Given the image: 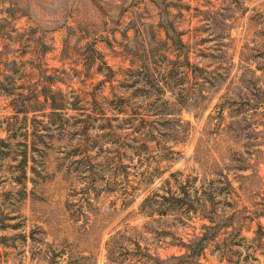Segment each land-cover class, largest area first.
I'll list each match as a JSON object with an SVG mask.
<instances>
[{
    "label": "rangeland",
    "instance_id": "obj_1",
    "mask_svg": "<svg viewBox=\"0 0 264 264\" xmlns=\"http://www.w3.org/2000/svg\"><path fill=\"white\" fill-rule=\"evenodd\" d=\"M0 140V264H264V0H0Z\"/></svg>",
    "mask_w": 264,
    "mask_h": 264
},
{
    "label": "trees",
    "instance_id": "obj_2",
    "mask_svg": "<svg viewBox=\"0 0 264 264\" xmlns=\"http://www.w3.org/2000/svg\"><path fill=\"white\" fill-rule=\"evenodd\" d=\"M171 31H173V30L171 29ZM166 33H167L168 38L171 37L168 34L169 33L168 29L166 30ZM171 41H174V42H177V43H178V41L180 42L178 37L171 38ZM137 83L138 82L135 81L134 84L132 85V87H135V85ZM144 85H146V86H144L142 88V89H145L144 91H149L150 89H154V88H160L158 86V84L155 85V83H153L152 81L148 82V80L145 81ZM55 95H56V98H57V96H59V97L62 96L60 92H57V93H54V94L49 92V96H45L44 97V102L48 103V105L50 106L51 111H52L50 116H53V117L57 116V115H54V114H56V111L59 109V107L61 105V104L58 105L59 102H57V99H55ZM5 131L9 132L10 130L6 129ZM31 133L33 135L34 134V130H32ZM7 138L8 139H12L13 136L8 135ZM0 143H3V140H0ZM24 147H25V150L23 152V158H22V160L20 162V168L22 169L21 170L22 176H25V167H26V161H27L28 145L25 144ZM177 199L180 200V198H177ZM144 202H146V200ZM192 203H195V202H191V203L188 202V204H192ZM196 207H197V209L199 211H201V212L203 211L202 206L196 204ZM208 219H209V222L211 223V225L204 226L203 227L204 233L201 236L193 238L192 240H190V242L188 244H186L184 246L185 249H186V252L182 256H180V258L172 257V258H170V259H168L166 261L161 262V264H173V262L176 261V260H184L186 263H195L198 260L199 256L201 255V252L204 249V247L211 240H213L215 238L217 232L220 229V225H219L218 221L215 220L214 217H209Z\"/></svg>",
    "mask_w": 264,
    "mask_h": 264
}]
</instances>
